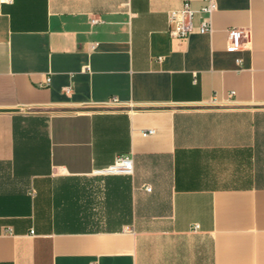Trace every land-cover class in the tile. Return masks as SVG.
I'll return each instance as SVG.
<instances>
[{
    "label": "crops",
    "instance_id": "obj_1",
    "mask_svg": "<svg viewBox=\"0 0 264 264\" xmlns=\"http://www.w3.org/2000/svg\"><path fill=\"white\" fill-rule=\"evenodd\" d=\"M214 1L0 0V264H264V0Z\"/></svg>",
    "mask_w": 264,
    "mask_h": 264
},
{
    "label": "built area",
    "instance_id": "obj_2",
    "mask_svg": "<svg viewBox=\"0 0 264 264\" xmlns=\"http://www.w3.org/2000/svg\"><path fill=\"white\" fill-rule=\"evenodd\" d=\"M216 8V3L214 0H208L198 11L202 13V21L199 26V31L201 33H211L213 31V26L211 22V14ZM195 10L192 9L189 0H184L181 8L173 9L169 12L170 29L169 33L171 36L178 38H186L195 30L193 23V17ZM96 19H92V22H96ZM243 31L238 28H231L228 31L229 39V49L235 50L241 46V38ZM50 81V77H47V82ZM115 100V99H114ZM154 129H148L143 132V135L153 134ZM134 171V162L130 156L121 155L118 156L114 163L108 167L99 170V172L104 174H132ZM147 190H151L150 186L146 187Z\"/></svg>",
    "mask_w": 264,
    "mask_h": 264
}]
</instances>
